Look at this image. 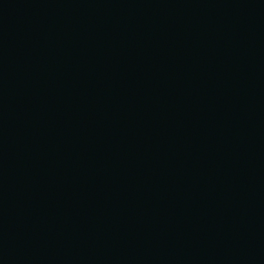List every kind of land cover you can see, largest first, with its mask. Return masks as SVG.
<instances>
[{
	"label": "water",
	"instance_id": "1",
	"mask_svg": "<svg viewBox=\"0 0 264 264\" xmlns=\"http://www.w3.org/2000/svg\"><path fill=\"white\" fill-rule=\"evenodd\" d=\"M0 264H264V0H0Z\"/></svg>",
	"mask_w": 264,
	"mask_h": 264
}]
</instances>
